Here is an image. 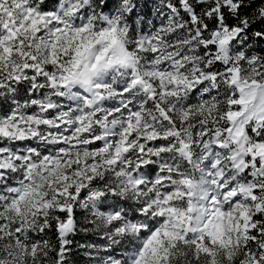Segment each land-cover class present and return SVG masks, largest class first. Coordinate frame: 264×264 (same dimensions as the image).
<instances>
[{"label":"snow or ice","instance_id":"obj_1","mask_svg":"<svg viewBox=\"0 0 264 264\" xmlns=\"http://www.w3.org/2000/svg\"><path fill=\"white\" fill-rule=\"evenodd\" d=\"M0 264H264V0H0Z\"/></svg>","mask_w":264,"mask_h":264}]
</instances>
